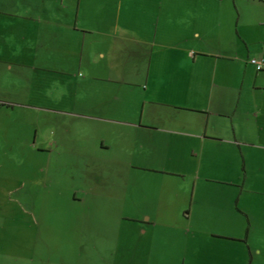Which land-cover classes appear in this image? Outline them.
Returning a JSON list of instances; mask_svg holds the SVG:
<instances>
[{"label":"crops","instance_id":"obj_1","mask_svg":"<svg viewBox=\"0 0 264 264\" xmlns=\"http://www.w3.org/2000/svg\"><path fill=\"white\" fill-rule=\"evenodd\" d=\"M257 1L186 0L170 12L166 0H0L7 134L17 136L19 110L30 126L21 140L40 155L118 153L184 180L178 231L152 212L163 187H116L118 214L88 220L95 232L86 223L78 246L51 247L43 264H264V71L249 63L264 58ZM142 3L157 17L139 29L129 16ZM128 196L142 214H125Z\"/></svg>","mask_w":264,"mask_h":264},{"label":"rangeland","instance_id":"obj_2","mask_svg":"<svg viewBox=\"0 0 264 264\" xmlns=\"http://www.w3.org/2000/svg\"><path fill=\"white\" fill-rule=\"evenodd\" d=\"M166 1V9L173 12L186 0ZM250 2V8L260 5L257 0ZM143 6L144 9L147 7L143 3L138 7L142 9ZM123 8L127 11V5L124 4ZM142 10L133 17L129 16L140 25L139 29H142V23H153L157 17V13L150 16L147 10ZM13 117L15 128L19 130L15 132L17 136L6 133L8 116H0V264H43L51 247H61L66 243L76 246L82 241L80 233L86 230V223L93 233L94 223L90 222L93 218L118 214L120 206L114 200L113 189L122 187V192H125L126 187L135 183H142V187L153 194L163 187L166 198L161 206L154 200L152 212L156 213L161 207L156 215L161 213L165 217L162 226L166 230L173 232L181 228L184 219L181 210L183 175L165 171L160 166L147 171L138 170L135 168L139 167L130 165L131 161L125 155L97 153L92 149L83 154L57 156L55 152L52 157L40 155L30 150V142L21 140L24 136L22 131L30 127L26 125L29 118L19 114V110ZM73 192L86 198V202H73ZM127 201L125 214H142L138 206L141 201ZM113 222L106 225L116 229ZM73 232L75 239L71 242L67 237ZM140 246L144 247L140 248L138 257H145L143 248L147 245L141 243ZM104 247H109V244L105 243Z\"/></svg>","mask_w":264,"mask_h":264},{"label":"built area","instance_id":"obj_3","mask_svg":"<svg viewBox=\"0 0 264 264\" xmlns=\"http://www.w3.org/2000/svg\"><path fill=\"white\" fill-rule=\"evenodd\" d=\"M249 63L257 70L264 71V58L251 57Z\"/></svg>","mask_w":264,"mask_h":264},{"label":"trees","instance_id":"obj_4","mask_svg":"<svg viewBox=\"0 0 264 264\" xmlns=\"http://www.w3.org/2000/svg\"><path fill=\"white\" fill-rule=\"evenodd\" d=\"M1 105H3V103H1Z\"/></svg>","mask_w":264,"mask_h":264}]
</instances>
